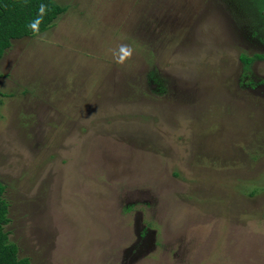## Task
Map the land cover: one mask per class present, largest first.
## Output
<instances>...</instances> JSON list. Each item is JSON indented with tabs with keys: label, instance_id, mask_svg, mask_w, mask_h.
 Segmentation results:
<instances>
[{
	"label": "rangeland",
	"instance_id": "374dc122",
	"mask_svg": "<svg viewBox=\"0 0 264 264\" xmlns=\"http://www.w3.org/2000/svg\"><path fill=\"white\" fill-rule=\"evenodd\" d=\"M53 2L65 12L0 58L17 257L264 264V6Z\"/></svg>",
	"mask_w": 264,
	"mask_h": 264
},
{
	"label": "trees",
	"instance_id": "16d2710c",
	"mask_svg": "<svg viewBox=\"0 0 264 264\" xmlns=\"http://www.w3.org/2000/svg\"><path fill=\"white\" fill-rule=\"evenodd\" d=\"M253 2L254 7L264 6V0ZM63 12L65 7L55 4L53 0H0V58L10 47L11 41L42 33ZM261 57L258 54L251 57L240 54L239 60L246 67ZM3 190L4 187L0 185V264H30L27 258L17 257L16 245L8 241L3 231V226L8 223Z\"/></svg>",
	"mask_w": 264,
	"mask_h": 264
},
{
	"label": "clouds",
	"instance_id": "9594fccd",
	"mask_svg": "<svg viewBox=\"0 0 264 264\" xmlns=\"http://www.w3.org/2000/svg\"><path fill=\"white\" fill-rule=\"evenodd\" d=\"M119 51H120V55L117 59V63L120 64H123L133 54V49L128 45H121Z\"/></svg>",
	"mask_w": 264,
	"mask_h": 264
}]
</instances>
